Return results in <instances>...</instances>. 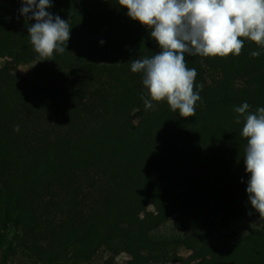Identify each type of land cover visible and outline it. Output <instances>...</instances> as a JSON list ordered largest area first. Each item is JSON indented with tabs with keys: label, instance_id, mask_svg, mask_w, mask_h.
I'll list each match as a JSON object with an SVG mask.
<instances>
[{
	"label": "trees",
	"instance_id": "obj_1",
	"mask_svg": "<svg viewBox=\"0 0 264 264\" xmlns=\"http://www.w3.org/2000/svg\"><path fill=\"white\" fill-rule=\"evenodd\" d=\"M61 2L71 3L74 9L56 13L71 27L65 51L54 52L49 60L38 61L37 56L30 79L0 74V135L9 146L17 145L23 135L25 156L51 146L52 164H63L76 176L85 173L92 217L103 219L111 236L141 238L153 227L146 222L163 213L175 214L182 226L200 236L209 234L216 216L233 212L237 198L248 195L243 176L234 172L238 170L234 165L245 168L247 140L229 138L217 144L206 120L220 111L215 107L203 116L195 112L190 122L171 111L166 100L145 110L144 99L150 97L143 73L131 75L129 65L135 58L157 54L156 42L136 54L130 45L132 24H104L115 22L118 15L115 10H101L104 0ZM24 21L31 23L28 28L36 22L28 14ZM137 39L145 41L141 36ZM14 53L10 43L0 48V55L13 57ZM194 91L200 97L207 95L200 86ZM33 92L42 95L44 105L27 111L21 97ZM7 119L14 125L6 124ZM17 125L19 131L14 130ZM147 203L157 212L146 211L141 218ZM12 243V236L0 240V263L6 261ZM221 252L213 251L214 259L207 261L264 264V245L249 253Z\"/></svg>",
	"mask_w": 264,
	"mask_h": 264
},
{
	"label": "rangeland",
	"instance_id": "obj_2",
	"mask_svg": "<svg viewBox=\"0 0 264 264\" xmlns=\"http://www.w3.org/2000/svg\"><path fill=\"white\" fill-rule=\"evenodd\" d=\"M61 1L50 0L51 6L46 11L56 16L58 10L66 13L74 10L71 3ZM21 7V0H0V48L10 43L16 50L13 57L0 55V74L30 79L37 68L38 54L26 34L31 23L24 21L27 16L21 14ZM101 10H115L118 14L115 22L111 19L103 22L105 25L132 24L134 35L130 45L134 53L155 43L151 29L128 17L127 9L118 0H104ZM29 15L31 12L28 18ZM137 36L145 41H138ZM239 39L244 41L239 56L230 53L227 57H203L185 53L187 67L197 70L194 88L199 90L202 85L201 90L207 94L196 102L195 112L203 116L209 114L210 107L220 110L206 118L217 144L229 138L245 139L240 133L247 113L240 116L238 124L235 107L247 102L251 113L264 107V48L246 37ZM253 51H259L260 56L253 58L250 55ZM129 71L135 74L131 64ZM118 84L113 83L115 88ZM102 87L108 91L106 83ZM21 98L27 111L39 110L44 105L42 95L37 92L28 93L25 98L23 93ZM137 112L131 114L135 122ZM6 124L14 125L9 119ZM19 138L17 145L9 146L8 139L0 135V240L13 237L6 261L0 264H215L207 261L214 259L210 255L213 251L249 253L264 245V219L252 208L248 195L237 198L233 212L219 213L211 232L205 236L182 226L173 213L149 219L145 225L153 227L141 238L111 236L103 219L92 217L86 174L76 176L68 173L63 164H52L51 146H42L25 156L24 136ZM234 168L247 183L250 174L245 168L239 170L238 165ZM146 211L157 212L154 205L147 203L139 216L142 218ZM253 231L258 235H252Z\"/></svg>",
	"mask_w": 264,
	"mask_h": 264
},
{
	"label": "clouds",
	"instance_id": "obj_3",
	"mask_svg": "<svg viewBox=\"0 0 264 264\" xmlns=\"http://www.w3.org/2000/svg\"><path fill=\"white\" fill-rule=\"evenodd\" d=\"M20 12L36 22L28 28L30 42L40 60L52 59L54 52L63 53L70 38L66 20L46 9L50 0H21ZM133 20L151 29L150 35L160 51L151 58L135 59L133 73H143V85L150 99H144L145 110L153 102H167L181 118L195 115L200 100L194 91L195 68L185 62V53L203 57L239 56L246 37L264 48V0H118ZM103 43V41H101ZM253 51V58L260 56ZM203 87L202 85L200 86ZM244 102L234 111L245 115L240 135L247 140L244 164L250 174L246 192L252 208L264 219V107L248 112ZM19 131V126H15Z\"/></svg>",
	"mask_w": 264,
	"mask_h": 264
}]
</instances>
